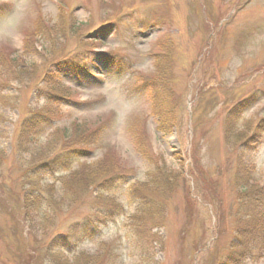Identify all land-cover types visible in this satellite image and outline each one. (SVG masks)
<instances>
[{
  "label": "rangeland",
  "instance_id": "374dc122",
  "mask_svg": "<svg viewBox=\"0 0 264 264\" xmlns=\"http://www.w3.org/2000/svg\"><path fill=\"white\" fill-rule=\"evenodd\" d=\"M36 120L30 147L60 140L39 167L19 147ZM80 157L105 182L48 198ZM251 201L264 209V0H0V264H264Z\"/></svg>",
  "mask_w": 264,
  "mask_h": 264
},
{
  "label": "trees",
  "instance_id": "16d2710c",
  "mask_svg": "<svg viewBox=\"0 0 264 264\" xmlns=\"http://www.w3.org/2000/svg\"><path fill=\"white\" fill-rule=\"evenodd\" d=\"M42 116H44V115H42ZM47 118H49L51 120L52 117L45 114V123L46 124H47V120H48ZM169 120H172V119L162 120L161 123H159L161 128H163V130L169 131L173 128V126H175L174 122L173 121L170 122ZM35 122H37V123L30 122L29 124H26V123L24 124V127L22 129V133L20 136L21 139H19V147H22L23 150L29 151V153H31V155L33 156V158H32L33 162H35V164H37L36 167L37 166L39 167V166H41V165H39V162L45 164V163H48V162H51L54 160L52 157H50L49 152L57 151L56 149L59 148L60 140L58 139V140L54 141L52 139H49V137H48L45 141H42L39 138L40 145L38 147H35V148L30 147V144L25 141V138L23 136H24V134H27L26 133L27 132L26 127L29 128L30 131H28V132H31V133H33L34 130L36 132L39 131V126H40L41 121L36 120ZM37 124H39V126ZM48 125L51 128H55L52 132L59 133L58 135L61 134L62 136L67 137V138L73 132L72 129L68 126H65L61 129L59 127H54L52 122ZM46 130H47V128H43V132H45ZM65 145H67V147H69L68 141L65 143ZM39 148H40V150L38 152H40L41 155L36 157L38 154L34 151V149L36 150ZM77 161H78V164L76 166L64 167V170L67 171L66 173L71 174V178H69V180H66V181L61 180L58 188L51 190V194L48 198H51L54 194H56V192H59L58 195H60V197L62 199H71V200L77 199L78 197H80V195H82L86 191H88L89 188H91L93 186H100L101 184H103L102 182H105L106 177L110 175L111 169L106 168L105 165H100V164H97L95 162L92 163V162L83 160L81 157L78 158ZM154 179H155V175L151 174L148 181L153 182V181H155ZM31 181H30V183H31L30 188L39 189V191L44 190V188H43L44 184L42 183V180L40 182H38V181L37 182H31ZM157 182L158 183H156V186H157V189L159 191L160 187L163 186L162 184H160L162 182V180L161 181L157 180ZM136 185H137V183L132 184L129 187L130 188L129 192L131 193V195L133 197V201H136V200L141 201V203H140L141 209L140 208L139 209L143 213H144V211L147 213L148 209H151L152 206L147 207L146 202L142 201L143 200L142 196H138V194H137L138 191H135V190H137V189H135ZM147 185H148V183H142V186L144 188L148 187ZM137 202H139V201H137ZM252 203H253V207L256 209L257 217L261 216L264 219V209L262 207H259L254 201ZM261 204L264 206V202L263 203L261 202ZM253 207H252V209H253ZM153 216H155V215H153ZM154 218L159 219L158 216H155ZM54 258H55L54 262L58 263V256H54ZM89 259H90V257H87L86 255L85 256H81V255L74 256L75 264L89 263L88 262Z\"/></svg>",
  "mask_w": 264,
  "mask_h": 264
}]
</instances>
